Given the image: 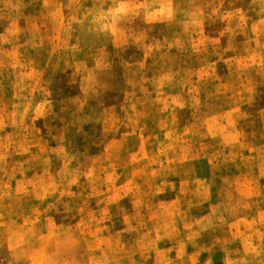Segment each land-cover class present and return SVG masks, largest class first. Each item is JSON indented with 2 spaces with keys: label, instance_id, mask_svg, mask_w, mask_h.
I'll return each mask as SVG.
<instances>
[{
  "label": "rangeland",
  "instance_id": "1",
  "mask_svg": "<svg viewBox=\"0 0 264 264\" xmlns=\"http://www.w3.org/2000/svg\"><path fill=\"white\" fill-rule=\"evenodd\" d=\"M103 1L0 0V264H264V0H145L242 16L173 67L88 57Z\"/></svg>",
  "mask_w": 264,
  "mask_h": 264
},
{
  "label": "trees",
  "instance_id": "2",
  "mask_svg": "<svg viewBox=\"0 0 264 264\" xmlns=\"http://www.w3.org/2000/svg\"><path fill=\"white\" fill-rule=\"evenodd\" d=\"M225 10L229 21H224ZM80 18L76 40L88 57L117 55L170 67L211 49L219 38L239 29L242 20L232 9L217 5L203 16L181 8L167 10L145 0H104Z\"/></svg>",
  "mask_w": 264,
  "mask_h": 264
}]
</instances>
